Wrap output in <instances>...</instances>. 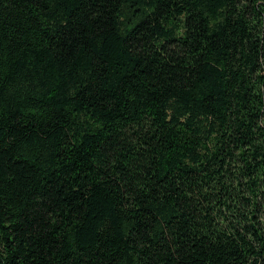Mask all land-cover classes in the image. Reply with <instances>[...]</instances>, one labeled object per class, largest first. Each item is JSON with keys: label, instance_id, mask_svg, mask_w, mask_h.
<instances>
[{"label": "trees", "instance_id": "obj_1", "mask_svg": "<svg viewBox=\"0 0 264 264\" xmlns=\"http://www.w3.org/2000/svg\"><path fill=\"white\" fill-rule=\"evenodd\" d=\"M0 264H264V0H0Z\"/></svg>", "mask_w": 264, "mask_h": 264}]
</instances>
